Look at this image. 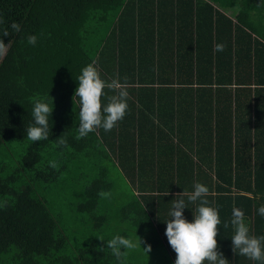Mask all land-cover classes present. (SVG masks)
Segmentation results:
<instances>
[{"label":"trees","instance_id":"1","mask_svg":"<svg viewBox=\"0 0 264 264\" xmlns=\"http://www.w3.org/2000/svg\"><path fill=\"white\" fill-rule=\"evenodd\" d=\"M0 18L11 33L4 42L12 41L0 58V264H120L107 249L115 235L142 240L124 264H175L165 235L171 201L196 182L210 190V173L225 192L213 204L204 197L221 218L218 251L229 264H259L233 252L230 221L235 206L254 220L250 234L264 235V0H0ZM94 61L104 80L126 84L129 107L111 131L77 139L76 78ZM172 83L175 93L160 96ZM112 94L105 90V104ZM36 97L53 112L49 138L32 142ZM186 101L193 147L168 126ZM198 123L204 139L195 138ZM62 135L67 145L58 147ZM108 164L132 183L124 201ZM195 207L184 210L190 222Z\"/></svg>","mask_w":264,"mask_h":264},{"label":"clouds","instance_id":"2","mask_svg":"<svg viewBox=\"0 0 264 264\" xmlns=\"http://www.w3.org/2000/svg\"><path fill=\"white\" fill-rule=\"evenodd\" d=\"M4 23L0 18V25ZM10 28L13 32L19 33L21 25L12 22ZM7 28L0 29V58L4 57L8 51V46L12 43L4 42V37L10 36ZM31 45L37 43V37L31 35L27 37ZM224 46L215 45L216 51H223ZM78 87L73 95V103L79 105V126L77 139L87 137L90 133L98 129L111 131L119 121L123 120L128 111L129 92L127 86L118 79L106 81L102 78L100 71L95 66V61L88 64L81 70V74L76 78ZM112 92L106 97L105 90ZM53 108L47 102V98H33L32 118L33 123L26 128L27 139L32 142L44 141L49 138V117ZM67 145V140L63 137L57 139V146ZM51 168H57L55 161H50ZM192 192L178 193L171 201L172 207L169 211L170 219L166 221L165 235L171 248L176 253L175 264H229L223 253L218 251L219 244L217 236L221 225V218L217 208L212 207L209 201L204 198L208 195L209 189L202 183L196 182ZM101 197H109L110 192L101 191ZM187 197V202L184 197ZM188 202L196 205L193 211L194 219L190 222L184 216V210L188 208ZM197 202H199L197 204ZM257 212L264 217V204ZM234 230L232 235V250L234 253L244 256L251 261L264 264V235L259 237L250 234V229L245 222L244 212L233 207L230 221ZM227 229L229 223H224ZM103 241V239H100ZM142 240L134 241L121 235H115L107 240V249L112 255L124 264V258L129 250H135L141 246ZM124 248L126 251H121ZM146 253L152 251L151 245L143 248Z\"/></svg>","mask_w":264,"mask_h":264},{"label":"crops","instance_id":"3","mask_svg":"<svg viewBox=\"0 0 264 264\" xmlns=\"http://www.w3.org/2000/svg\"><path fill=\"white\" fill-rule=\"evenodd\" d=\"M154 87H157L156 85H154ZM178 87V85L177 84H175V83H172V84H166L163 88H165L166 90H165V92H161V94H159L160 96H163V95H165V94H174L175 93V90H176V88ZM163 100H170V98H169V96L168 95H166V96H164V98H163ZM171 101V100H170ZM177 101V100H176ZM175 101V102H176ZM155 104V103H154ZM182 104H184V105H182ZM144 107L146 108V109H149V108H151L152 106H151V102H148V101H146V100H144ZM175 107H178L179 109H182L181 111H180V113H179V110L178 111H176L175 112V115H174V117H176L174 120H173V122H171L170 123V121H168L169 123H168V126H170L171 124L173 125L172 127L174 128V127H180L181 129H180V133H179V136L181 137V139H183V141L184 142H186V144H187V146L188 145H191L192 147H193V145H192V139H194V136L196 135V131H197V129H196V124H195V122H193V119H194V113H193V111H192V106H188V104H187V101H186V103H184V102H179ZM183 107V108H182ZM143 112H145V111H143ZM146 116H143L142 114H141V116H140V118H142V119H148V120H152L154 123H157L158 125H160L165 131H166V128L167 127H165V126H163L162 124H160L154 117H152L151 116V114H148V113H144ZM178 114H179V118H178ZM178 118V119H177ZM149 122H147V123H145V125L147 126V125H149L148 124ZM200 125H203V123H198V132L200 133V134H197V137H195V138H200V139H204V138H206L205 136H207V134L208 133H206V132H204L203 134H202V132H203V130L199 127ZM203 126H205V125H203ZM178 135L176 136V134H175V136L173 135V134H171V138L172 139H178V137H179ZM181 147L182 148H184L185 146H184V144H181ZM188 151V150H187ZM190 151V150H189ZM191 152V151H190ZM191 155V154H190ZM192 156V155H191ZM193 157V156H192ZM193 159V162H197V160H196V158L195 157H193L192 158ZM205 162H207V163H209V164H207L206 163V165L205 164H203V163H201L202 165H203V167H204V169L205 170H209L208 172L210 173V172H212V170L214 169V164H213V162H209V160L207 161V158L205 159ZM211 174V179L208 181L207 179H206V185L207 184H209V187H210V190H209V193H208V196H210L211 197V203L213 204V201L215 202L216 201V199L214 198L215 197V195L217 194V191H218V194H225V192L223 191V192H221L220 190H216V186H215V184H214V181L216 180L215 179V177H214V175L212 174V173H210ZM215 179V180H214ZM243 194V193H242ZM218 203H219V201H218ZM254 216V215H253ZM245 219V222L247 223V221L249 220V221H252V223L254 222V220L252 219H250V218H244ZM253 232H254V230H253ZM217 239H219L218 238V236H217ZM223 240V239H222ZM222 240L220 241V243H219V246L220 245H222V246H225L226 245V243H224V242H222Z\"/></svg>","mask_w":264,"mask_h":264},{"label":"rangeland","instance_id":"4","mask_svg":"<svg viewBox=\"0 0 264 264\" xmlns=\"http://www.w3.org/2000/svg\"><path fill=\"white\" fill-rule=\"evenodd\" d=\"M108 169L111 173L112 178L114 179L112 182L113 190L115 191V194L120 199V201H124L125 195H127L131 192L130 186L132 183L129 184L130 182H128V180H124V177L122 175L124 172L121 169V167H118V166L115 167L111 164H108ZM115 206L116 205H114L113 208H115ZM162 254L160 253L157 256V258L159 260L162 259V257H161ZM163 262H165L166 264L169 263V261L166 259V257H163Z\"/></svg>","mask_w":264,"mask_h":264}]
</instances>
